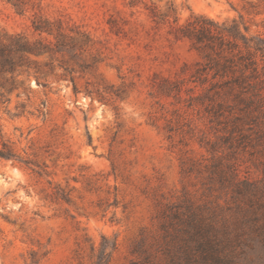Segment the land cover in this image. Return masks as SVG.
<instances>
[{
  "label": "rangeland",
  "instance_id": "1",
  "mask_svg": "<svg viewBox=\"0 0 264 264\" xmlns=\"http://www.w3.org/2000/svg\"><path fill=\"white\" fill-rule=\"evenodd\" d=\"M30 1L21 16L0 0V28L37 39L35 15L61 19L86 34L78 47L97 66L70 75L60 64H78L72 56H32L38 68L18 78L8 101L0 99L4 140L21 155L35 154L49 164L50 180L71 196L70 203L44 201L49 179L0 159V264H92L91 246L97 255L103 236L110 246L116 242L109 264H131L136 248L154 252L161 206L182 200L184 191L201 203L202 181L198 174L184 176L185 157H210L190 139L192 112H177L181 105L154 87L199 61L170 31L192 15L238 17L233 6L240 10L243 2L135 0L131 7L133 0ZM249 1H262L261 15L245 16L254 33L264 34V0ZM88 83L91 89L112 86L120 99L92 101L85 95ZM42 103L44 119L35 112Z\"/></svg>",
  "mask_w": 264,
  "mask_h": 264
},
{
  "label": "trees",
  "instance_id": "2",
  "mask_svg": "<svg viewBox=\"0 0 264 264\" xmlns=\"http://www.w3.org/2000/svg\"><path fill=\"white\" fill-rule=\"evenodd\" d=\"M3 1L21 16L27 14L31 2ZM242 2L240 10L233 6L238 17L217 20L192 15L184 24L175 21L177 25L170 31L174 41L189 44L199 61L194 68L185 66L176 79L164 78L154 87L158 95L181 105L177 112H192L188 134L210 157L199 161L185 152L183 174L187 178L199 175L201 203L184 191L182 200L161 206L154 252L136 248L137 258L131 264H264V34L254 33L245 16L261 15L262 1ZM136 4L133 0L130 5ZM32 28L39 38L0 28L1 100L8 101L6 98L18 90L23 73L38 68L32 56L48 55L51 60L72 56L78 64H60L70 75L77 73V68L83 74L96 70L97 64L84 59L87 49L78 47L86 34L61 19L40 15H35ZM88 85L85 95L92 101L120 99L112 86L100 84L91 89ZM75 93H79L77 88ZM21 109L23 114L25 106ZM35 112L46 118V103ZM0 146L1 160L18 164L37 178L49 179L44 201L71 202L70 191L50 180L49 164L40 162L35 154L21 155L2 134ZM109 249L114 251L116 242L110 246L103 236L97 255L91 246L92 264H109Z\"/></svg>",
  "mask_w": 264,
  "mask_h": 264
}]
</instances>
